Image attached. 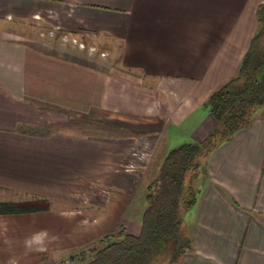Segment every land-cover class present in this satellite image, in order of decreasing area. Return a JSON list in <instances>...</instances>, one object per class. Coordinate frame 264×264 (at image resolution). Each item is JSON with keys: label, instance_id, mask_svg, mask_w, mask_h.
Returning a JSON list of instances; mask_svg holds the SVG:
<instances>
[{"label": "crops", "instance_id": "crops-1", "mask_svg": "<svg viewBox=\"0 0 264 264\" xmlns=\"http://www.w3.org/2000/svg\"><path fill=\"white\" fill-rule=\"evenodd\" d=\"M261 3L0 0V201H48L0 214V264H62L118 225L137 234L143 204L131 200L143 192L142 171L156 170L173 142L207 136L203 102L234 73ZM38 27L115 43L117 76L92 79L60 54L33 50L24 33ZM95 83V103L111 114L99 125L131 133L59 127L71 122L66 110L89 106ZM181 228L190 248L176 264H264V106L207 155Z\"/></svg>", "mask_w": 264, "mask_h": 264}, {"label": "trees", "instance_id": "trees-1", "mask_svg": "<svg viewBox=\"0 0 264 264\" xmlns=\"http://www.w3.org/2000/svg\"><path fill=\"white\" fill-rule=\"evenodd\" d=\"M255 17L257 28L234 73L203 102L213 120L207 136L199 142L167 149L156 170L142 181L138 233H129L118 225L88 248L71 255L70 264H152L158 259L160 264H176L188 251L189 238L181 228V216L195 201L191 187L196 172L200 168L205 174L207 155L245 128L255 109L264 106V3L256 7ZM47 206L48 201L41 198L0 201V214L43 210Z\"/></svg>", "mask_w": 264, "mask_h": 264}, {"label": "rangeland", "instance_id": "rangeland-1", "mask_svg": "<svg viewBox=\"0 0 264 264\" xmlns=\"http://www.w3.org/2000/svg\"><path fill=\"white\" fill-rule=\"evenodd\" d=\"M38 29L30 30L27 28L24 33V35H26L28 39L32 40L28 42L31 43L32 46L29 47H31L33 50L47 54H50L49 52H54L53 54L55 53L60 54V56L62 57L61 59L74 61L78 64L79 67H83L84 71L82 74H85L86 72L85 69H87L88 72L89 69L92 70L90 71L93 73V74L91 73L92 79L94 76L95 78L98 76L102 77L106 75L117 76L116 74H118L117 72L118 59H117V45L115 43L104 42L102 40H91V39L85 40L83 38H78V37L70 38L66 36H61V34H56V33L50 34L49 31H47V28L38 27ZM100 87L101 85H99L98 83H95V85H93L92 87L90 86L89 106L86 107L85 104L87 103H85V100H82L81 104H79L78 102L79 104L78 110H74L77 111V114H74V112H71L69 110H66L65 114L68 115L69 118L68 121L71 122L60 124L59 127L65 131L66 129L77 131L79 135H85L89 133L118 134V135L131 133V131L128 130H119V129L110 128L111 126L102 127L99 125L100 124L99 122L102 121V118L107 117L105 115L108 116L111 115L107 112H104L95 103V101L98 103ZM111 121L116 124L120 123L119 120H115V121L111 120ZM183 140L173 142L170 148L177 146L180 143L194 142L190 139H183ZM145 157L149 159L148 155L142 156L141 158L144 160ZM153 171L154 169L142 171L141 178H143L144 180L146 176L148 177L149 175H151ZM196 174L197 175L192 180L194 189L191 187V191H192L191 193L193 194L195 199L199 194V188L202 182V178L204 176V174L200 172V168L196 172ZM139 203L143 204V192H140L133 196V199L131 200V206L137 207ZM68 205L71 206V204ZM69 257L70 256H68V258H64L62 260V264H70ZM158 261L159 259L154 260L152 264H160V262Z\"/></svg>", "mask_w": 264, "mask_h": 264}]
</instances>
